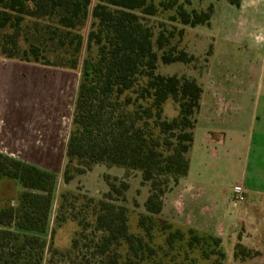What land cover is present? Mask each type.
Masks as SVG:
<instances>
[{"label": "trees", "instance_id": "16d2710c", "mask_svg": "<svg viewBox=\"0 0 264 264\" xmlns=\"http://www.w3.org/2000/svg\"><path fill=\"white\" fill-rule=\"evenodd\" d=\"M228 1L236 6L241 3ZM92 5L93 0H0L1 57L81 71L64 183L70 184L101 164L138 171L150 186L145 213L138 219L141 233L135 234L130 230L129 209L123 205L130 184L106 175L108 192L100 200H88L93 204V221L74 214L81 232L68 251L54 249L53 254L71 261L72 253L89 246L82 241L89 238L85 232L93 228V233L100 235L89 241L91 256L98 258L99 264H164L155 263L158 253L150 244L151 231L155 217L163 211L165 195L188 174L187 153L196 124L193 116L200 110L203 87L193 78L157 73L160 56L155 47L163 51L165 64L190 63L195 56L176 46L165 50L173 33L166 36L160 32L155 40L154 30L146 22V17L157 15L161 8L177 6V0L159 5L154 0H97ZM213 10L210 5L206 10L188 11L180 4L172 19L179 18L190 27L209 25ZM90 18L88 48L97 47L96 57L82 62L85 38L81 30ZM179 33L183 35L184 30ZM169 101L178 104V114L172 120L165 116ZM173 131L175 142L166 136ZM5 179L17 182L22 191L18 208L0 207V264H42L56 175L0 152V181ZM67 196L62 194L64 200ZM67 220V216H57L56 223L61 226ZM160 225L163 233L169 230L165 245L172 247L184 239L179 227L164 221ZM187 233L188 248L203 244L205 236L194 228H188ZM212 239L221 246V238ZM123 244L127 247L125 257L118 252ZM246 253L250 251L237 244L235 258L251 257ZM70 263L90 264V260L84 256Z\"/></svg>", "mask_w": 264, "mask_h": 264}, {"label": "rangeland", "instance_id": "374dc122", "mask_svg": "<svg viewBox=\"0 0 264 264\" xmlns=\"http://www.w3.org/2000/svg\"><path fill=\"white\" fill-rule=\"evenodd\" d=\"M172 0H154L159 5L161 2H171ZM97 0H93L92 7ZM178 5L183 4L188 11L206 10L210 5L219 7L218 0H177ZM178 5L169 9L161 8L157 15L146 17V22L150 24L155 33V40L160 32H164L166 36L173 33L170 44L165 48L168 50L171 46H176L177 50H185L190 48L191 51L197 52L195 59L190 63L175 62L171 64L163 63L161 56L163 51L155 47L160 59L158 61L157 73L164 75H178L180 77L192 78L195 74L201 73L207 67L208 57L211 53V44H215L220 36L216 30L215 23L217 15L211 17L210 25L200 24L196 27L186 26L181 23L180 19H172L177 16ZM91 18L87 26L81 30L85 38V44L82 50V62L87 58H95L97 47L88 48V33L91 25ZM180 30H184V34L180 35ZM188 51L189 53H192ZM81 79L80 70H64L59 68L47 67L43 65H34L17 60L5 59L0 56V115L5 117V102L14 101L11 95L13 93L18 97V102L25 107L26 119L29 118L28 110L32 105L33 110L37 111L48 104H58L59 120L70 124L61 127L58 148L67 147L70 131L72 128L73 116L75 114V104ZM18 95V96H17ZM17 102V101H16ZM46 109V108H42ZM46 111V110H45ZM178 104L169 101L165 105V116L172 120L178 114ZM199 113V111H198ZM193 116L196 118L197 116ZM64 117V118H61ZM61 118V119H60ZM71 123H69L70 121ZM196 125V124H195ZM67 132V133H66ZM175 131L166 136L175 142L172 135ZM67 138L66 141H63ZM5 148V144H0V148ZM5 151V149H4ZM233 158L227 157V151L223 150L222 158L219 160L208 156L204 160L205 187H214L222 192L226 190L230 192V187L236 182L242 170V161L245 153V145L239 143L233 148ZM231 156V154H230ZM204 159V158H203ZM25 162L38 165L40 167H50L56 175V189L53 198L50 224L46 234L47 248L44 253L42 264H71V261L81 260L86 256L90 260V264H99V259L91 256L92 245L90 239L97 237L100 233L94 234L93 228L86 231L89 236L82 244V249L72 253L71 261L68 257H62L60 254L54 255L53 250L58 249L61 252L68 251L71 248L72 239L77 233L81 232L82 227L78 224V220H73V215L78 214L79 219L86 218L88 222H92L93 204H88L90 198L100 200L108 192V186L105 176H116L121 180H125L130 184L127 192V200L123 203L129 209L130 230L135 234L141 233L138 227V219L140 214L145 213L144 202L149 194L150 186L144 183L141 173L138 171H126L119 167H107L105 165H94L86 174L78 176L70 184H65L63 180V172L67 163V158L48 160V159H20ZM189 187V183L181 181L169 191L164 197L165 209L158 217H155L154 229H152V240L150 244L156 249L158 255L155 257L157 261L164 264H264V239L261 240V251L245 246L240 243V236L236 232L230 230L227 237H223L221 246H216L212 237H217L212 229V220L214 206L211 204V198L205 191L195 190L191 187L190 191L185 190ZM22 188L17 182L11 180L0 181V207L13 205L19 207V195ZM223 193V192H222ZM62 194H68L64 200ZM174 200H179L183 207V215L178 214V209L173 205ZM234 199L229 198L222 200L223 209H231V202ZM64 203V208L61 205ZM88 206V207H87ZM57 216H67L68 220L61 226L56 223ZM200 220H204L199 223ZM161 221L170 222L174 227H179L184 233L183 240H177L172 247L165 245V237L168 234L160 231ZM156 223V224H155ZM205 223V224H204ZM203 226L200 227L199 225ZM190 226V227H189ZM194 228L199 235L205 236L203 244H198L196 248L190 249L187 246L189 235L188 228ZM240 227V226H239ZM236 228V227H235ZM173 231V229H171ZM245 242H252L250 238H246ZM242 244L250 251L251 257L235 258L234 252L237 244ZM160 246H163L160 248ZM240 249V248H238ZM118 252L125 257L127 247L125 244L118 248ZM224 252V255H222ZM124 259V258H123ZM122 259V260H123Z\"/></svg>", "mask_w": 264, "mask_h": 264}, {"label": "crops", "instance_id": "0c3cea01", "mask_svg": "<svg viewBox=\"0 0 264 264\" xmlns=\"http://www.w3.org/2000/svg\"><path fill=\"white\" fill-rule=\"evenodd\" d=\"M218 4L219 7L213 5L212 16L217 15L215 27L220 39L211 44L207 67L192 77L203 87V93L193 143L187 153L188 174L178 184L183 180L189 183L185 190L190 191L193 186L211 198L212 229L217 237H227L232 230L240 236V243L261 251L264 239V0H241L239 6L218 0ZM191 52L188 53L196 57L197 52ZM15 95H11L14 101L5 102V117L0 115V144H5L0 152L16 159L66 158V147L59 149L58 143H61V127L67 125L68 130L70 124L59 120L58 104H48L37 111L31 105L26 119V105H21ZM239 143L245 145L242 170L230 192L205 187L204 160L208 156L219 160L223 150L232 159L233 148ZM238 185L245 192L242 201L234 192ZM229 198L234 199L231 209L224 211L222 200ZM173 205L182 216L184 205L179 200H174ZM164 209L165 204L162 212ZM247 237L252 242H245Z\"/></svg>", "mask_w": 264, "mask_h": 264}, {"label": "built area", "instance_id": "2783aa9c", "mask_svg": "<svg viewBox=\"0 0 264 264\" xmlns=\"http://www.w3.org/2000/svg\"><path fill=\"white\" fill-rule=\"evenodd\" d=\"M234 192H235L236 198L238 200L242 201L245 199V192H244L243 187L241 185L236 186L234 189Z\"/></svg>", "mask_w": 264, "mask_h": 264}]
</instances>
